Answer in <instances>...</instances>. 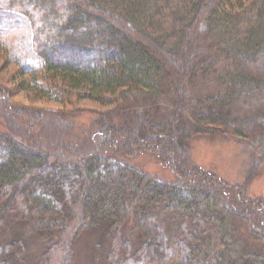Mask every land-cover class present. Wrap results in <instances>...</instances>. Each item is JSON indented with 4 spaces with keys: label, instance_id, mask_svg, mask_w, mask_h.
Segmentation results:
<instances>
[{
    "label": "trees",
    "instance_id": "16d2710c",
    "mask_svg": "<svg viewBox=\"0 0 264 264\" xmlns=\"http://www.w3.org/2000/svg\"><path fill=\"white\" fill-rule=\"evenodd\" d=\"M0 59L17 90L105 109L80 144L67 110L15 105L0 86V264H72L95 230L104 264H264V199L190 168L185 147L263 138L264 0H0ZM141 154L173 181L128 164ZM17 224L41 237L34 262Z\"/></svg>",
    "mask_w": 264,
    "mask_h": 264
},
{
    "label": "rangeland",
    "instance_id": "374dc122",
    "mask_svg": "<svg viewBox=\"0 0 264 264\" xmlns=\"http://www.w3.org/2000/svg\"><path fill=\"white\" fill-rule=\"evenodd\" d=\"M200 57V56H199ZM0 59V86L11 92V102L15 105L35 109L67 110V121L76 128L69 140L82 143L86 131L93 120L97 119L100 112L105 111L101 106L89 102H80L72 112L70 108L46 98H39L32 93L20 91L16 88L19 69L16 65H2ZM197 92L193 91L192 97L208 95L215 91L212 81L202 80L197 83ZM8 123L0 115V133L7 132ZM189 153V167L197 168L216 176L229 186L243 187L248 199H264V163L256 173L247 180L252 164L259 161L261 150L264 151V136L259 141L243 140L230 135L215 134L213 136L193 135L185 142ZM128 164L142 173L151 174L156 180L171 182L173 177L168 169L162 168L150 154H141L130 160ZM16 232L23 234L26 241L25 257L29 263L38 259L41 252L42 240L32 225L17 224ZM126 235L130 234V225L123 229ZM11 233L4 234L0 226V240L9 237ZM2 237V238H1ZM133 237V236H132ZM131 237V238H132ZM109 241L101 230L82 233L73 244L72 264H104L105 254Z\"/></svg>",
    "mask_w": 264,
    "mask_h": 264
}]
</instances>
